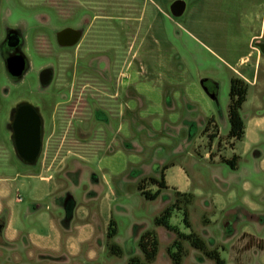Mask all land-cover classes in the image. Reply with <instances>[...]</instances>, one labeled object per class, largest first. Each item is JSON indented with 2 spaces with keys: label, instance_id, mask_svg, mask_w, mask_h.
Segmentation results:
<instances>
[{
  "label": "rangeland",
  "instance_id": "obj_1",
  "mask_svg": "<svg viewBox=\"0 0 264 264\" xmlns=\"http://www.w3.org/2000/svg\"><path fill=\"white\" fill-rule=\"evenodd\" d=\"M153 1L160 3L154 16L140 15L143 0H0V43L16 31L29 64L22 79L14 81L0 50V221L15 217L23 240L13 246L0 232V264H128L133 256L143 260L138 242L146 231H154L158 241L149 264H175L168 254L175 240L185 254L180 264H215L155 225L175 194L162 190L148 200L138 186L143 181L145 191L154 193L149 178L158 179L161 172L191 196L189 204L179 197L171 225L203 238L224 264H264V95L253 99L254 88H249L240 110L255 126L236 142V170L210 162V148L220 158L232 156L234 144L227 140L232 74L188 35V11L177 17L171 13L176 0ZM66 29L79 31L80 43L68 54L60 48L51 53L55 33ZM148 45L153 55H146ZM91 49L100 53V74L85 72L83 79L92 87H66L68 60ZM163 50L166 55L156 54ZM162 58L167 70L156 66ZM47 67L55 70L50 88L38 80ZM81 77L77 73L74 79L81 82ZM204 79L217 84L215 98L202 87ZM23 100L36 104L45 122L34 165L16 157L7 129L11 109ZM95 110L108 122L94 118ZM226 216L234 221L228 230ZM110 222L115 229L110 242L119 247V256L107 248ZM54 231L60 236L56 251L30 244L36 237L53 242ZM87 234L92 238L84 240ZM70 240L72 254L67 252Z\"/></svg>",
  "mask_w": 264,
  "mask_h": 264
},
{
  "label": "crops",
  "instance_id": "obj_2",
  "mask_svg": "<svg viewBox=\"0 0 264 264\" xmlns=\"http://www.w3.org/2000/svg\"><path fill=\"white\" fill-rule=\"evenodd\" d=\"M176 1H180L184 5L183 12L177 17H182L186 11L189 12V19L187 23L188 35L198 41L200 46L205 48L213 57L217 58L221 62V64H223V66L231 72L232 77L241 79L247 85L246 100L249 97V88H254V93L251 95L253 99H259L262 95H264V53L261 49V46L264 45V1ZM176 1H174L173 3H175ZM159 4L160 3L158 1L154 2L153 0H143L140 8V15H145L148 12L149 15L154 16V10L159 9ZM127 13V16H129L131 14V10H128ZM158 31L159 23L157 24V32ZM200 40L203 42H201ZM130 47L131 44L129 45V48ZM146 49L147 56L154 54L151 51L150 45H148ZM156 54L163 56L166 55V52L164 50L163 52L157 51ZM166 63L165 59L162 58L161 60L157 61L156 66H159L162 69L164 65H167ZM159 67L158 69H160ZM162 70L167 69L164 68ZM209 81V86H211V82H214V80ZM202 87L204 88V86ZM193 88L198 90L197 92H200V89H197L198 87H196L195 85H193ZM240 116L244 123V139L247 133H253V127L255 126V124L250 118H248L246 122L245 118H243L241 114ZM240 141L228 140V142L234 144V147L229 150L232 156L223 155L226 156V158H220L219 154L215 156L213 148H210V152L208 154L209 161L212 163H215L217 161L226 164L225 162H223L224 160L229 161L233 159V157H236V166L234 169L231 168V170H236L237 163L240 160V156H238V154L234 151L236 148V142ZM163 177L167 186L165 190L171 189L174 194L176 192L180 194H187L185 192L179 191L172 184L173 179L168 176L167 173L163 172ZM233 222L234 221H232L229 216L225 217L223 224L226 225V230H228V228H231ZM15 226V217L9 215L6 219V223H3V228L0 231L2 232L4 241L13 243V246L23 241L20 230H18ZM107 231L108 227L106 230V235ZM54 232L55 234L53 242H47L40 239V237H36L30 244L34 248L54 252L59 249L58 241L60 238L59 234L57 233L59 231ZM182 233L186 234L185 232ZM90 238H92V235L87 234L83 239L88 240ZM249 238H251L250 235ZM73 245L74 243H71L70 240L67 247V252H69L70 254H72L73 252Z\"/></svg>",
  "mask_w": 264,
  "mask_h": 264
},
{
  "label": "trees",
  "instance_id": "obj_3",
  "mask_svg": "<svg viewBox=\"0 0 264 264\" xmlns=\"http://www.w3.org/2000/svg\"><path fill=\"white\" fill-rule=\"evenodd\" d=\"M209 82L210 81L208 79L202 80V86H204L206 90L210 91L212 93V96L215 98L217 84L211 82L212 85L208 86ZM246 94H247V85L241 79L232 77L230 79L229 104L227 111V120L229 127L227 134L228 140L240 141L243 139L244 123L240 116V108L246 100ZM223 162L229 164L230 167L234 169L236 166V157H233V159L229 161L224 160ZM149 182L151 185L156 186V191L154 193H149L145 191L143 181H141V183L138 186L140 192L148 200L156 199L161 193V191L167 188L164 181L163 172H161L158 179L154 177L149 178ZM174 196H175L174 203L171 205V207H167L166 209H164L161 212V214L155 218L154 220L155 225L157 227L164 228L169 232H172L173 234L177 235L178 238H182L189 244V246L192 249L199 251L204 257L215 262V264H224V261L220 258L218 250L209 249L204 239H202L192 231H190L189 234H184L180 232L176 226L170 224L169 218L172 212L174 210L180 209L177 207V204L179 202V197H187L188 198L187 204L191 202V196L189 194H180L176 192ZM182 214H183L182 215L183 224L186 226V228L188 229L191 228L190 223L188 221L187 212L183 210ZM114 235H115V229L113 223L110 222L106 235L108 240L107 248L110 254L119 256L121 254L119 247L113 242L112 243L110 242L111 239L114 237ZM157 245H158V241L155 232L146 231L140 236L138 242L139 249L143 256V260L137 256H133L129 259L128 264H149L155 259L157 255ZM168 254L175 264H180L183 256H185V254L182 252V246L179 245L178 241L176 240L168 248Z\"/></svg>",
  "mask_w": 264,
  "mask_h": 264
},
{
  "label": "water",
  "instance_id": "obj_4",
  "mask_svg": "<svg viewBox=\"0 0 264 264\" xmlns=\"http://www.w3.org/2000/svg\"><path fill=\"white\" fill-rule=\"evenodd\" d=\"M183 9V3L176 1L171 6V13L175 16H179L183 12ZM12 32L15 31L12 30ZM65 34H72L75 38L74 43L77 42L80 37L79 31L71 29L61 31L58 37ZM261 49L264 53V45L261 46ZM27 64V58L22 51L4 58V67L7 74L16 81L22 79L26 73ZM50 74L51 72L49 69H44L39 73L40 81L43 86L49 83ZM204 90L211 98H214L210 91L205 88ZM8 127L11 131V140L16 157L24 164H36L42 149V117L38 108L25 101L18 103L11 111ZM66 206L67 205H65V209L68 220L71 216L69 214V207Z\"/></svg>",
  "mask_w": 264,
  "mask_h": 264
},
{
  "label": "flooded vegetation",
  "instance_id": "obj_5",
  "mask_svg": "<svg viewBox=\"0 0 264 264\" xmlns=\"http://www.w3.org/2000/svg\"><path fill=\"white\" fill-rule=\"evenodd\" d=\"M60 33V31H58L57 33H55V36L53 37L52 41H51V46L49 48V51L52 53L54 48H60V49H64L66 51V54L69 53V51H71L72 49H74V47H76L81 39H82V35H80V37L78 38L77 42L74 43V37L72 34H65L63 36L58 37V34ZM80 33V32H79ZM74 43V44H72ZM0 50H1V55L3 56V62H4V58L12 55V54H18L20 51L23 52V41L22 38L20 37V35L15 31L12 32V30H10L8 33H6L5 38L1 41L0 43ZM100 55V53L97 50H87V52H85L83 55H76L75 60H68L70 64L65 65V67L67 68L65 70V75H66V79H65V86L66 87H72L74 85H76L79 88H82L83 90L85 88H89L92 87L90 86V84L88 83H84L83 79L85 77V72L87 73H95V75L97 76L98 74H100L99 70H100V61H98V56ZM86 56H94L92 59H84ZM67 61V60H66ZM93 62L94 63H89V62ZM28 63V61H27ZM53 67V64L51 65ZM29 67V64H27V68ZM52 67H47L46 69H49L51 74H50V80L49 83L45 86V88H50L53 85L54 82V77H55V70ZM7 73V72H6ZM77 73H81L82 77L80 78L81 82H77V80L74 79V77H76ZM9 76V75H8ZM10 77V76H9ZM100 78V76H98ZM12 80L16 81L14 78L10 77ZM38 80H39V85L41 84L40 81V77L38 76ZM101 81V79H100ZM110 82V81H109ZM101 82H99L100 85ZM104 84V83H103ZM104 89H108L110 90V88L107 86ZM88 91V90H87ZM85 91H83L84 93ZM82 93V94H83ZM66 94L69 95V90H66ZM103 94H105V92H103ZM70 96V95H69ZM117 94L114 96H109V102L112 101L111 98L116 99ZM47 98V97H46ZM69 100H71V96L69 97ZM20 101V102H24ZM28 103H31L30 101H25ZM34 107H37L39 110V113L42 117V112L40 110V108L36 105L31 103ZM17 105V104H16ZM15 105V106H16ZM12 111V109H11ZM11 111H10V115H11ZM9 115V117H10ZM93 117L94 118H98L101 119V121H105L108 122V119L106 118L105 114L102 113L100 110H95L93 112ZM10 122V121H9ZM9 123L7 124V129L9 130ZM45 122L44 119L42 117V145H43V136L45 133ZM10 131V130H9ZM11 133V131H10ZM11 144H12V140H11ZM13 147V144H12ZM14 150V149H13ZM68 198V197H67ZM3 228V222L0 221V231Z\"/></svg>",
  "mask_w": 264,
  "mask_h": 264
}]
</instances>
